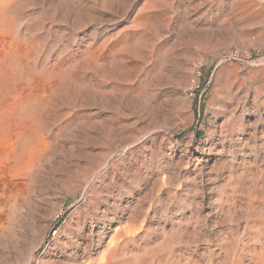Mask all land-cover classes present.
Instances as JSON below:
<instances>
[{"label":"rangeland","instance_id":"obj_1","mask_svg":"<svg viewBox=\"0 0 264 264\" xmlns=\"http://www.w3.org/2000/svg\"><path fill=\"white\" fill-rule=\"evenodd\" d=\"M11 3L0 264H264V0Z\"/></svg>","mask_w":264,"mask_h":264},{"label":"bare ground","instance_id":"obj_2","mask_svg":"<svg viewBox=\"0 0 264 264\" xmlns=\"http://www.w3.org/2000/svg\"><path fill=\"white\" fill-rule=\"evenodd\" d=\"M12 2V0H0V35H1V31L2 32H7V29L10 27L11 28V26H12V18H11V16H10V14H9V11H8V9H9V6L12 4L11 3ZM14 25V24H13ZM9 28V29H10ZM13 28V27H12ZM14 29V28H13ZM12 29V30H13ZM11 30V31H12ZM10 31V30H9ZM13 32V35H15L14 33H15V30L14 31H12ZM3 34V33H2ZM12 34V33H11ZM10 34V35H11ZM5 36H6V34H5ZM4 37V36H3ZM11 37V36H10ZM12 38V37H11ZM18 39V38H17ZM1 40V39H0ZM13 40H16V39H13ZM2 41H4V40H2ZM18 41V40H17ZM1 42V41H0ZM8 42V41H7ZM10 42V41H9ZM12 43V42H11ZM24 43V42H23ZM22 43V44H23ZM16 44V43H15ZM15 44H13V45H15ZM24 45V44H23ZM9 46V45H8ZM11 46H12V44H11ZM17 46V45H16ZM16 46H15V48H16ZM3 48V47H2ZM12 49H13V46H12ZM18 49V48H17ZM4 50H5V48H4ZM8 50V49H7ZM14 50V49H13ZM6 51V50H5ZM18 51V50H17ZM24 51H27V50H24ZM12 51L11 50H8V51H6L5 52V54H4V56L5 57H10L11 55H12V53H11ZM1 53V52H0ZM3 53V52H2ZM1 53V54H2ZM15 53V52H14ZM20 53V52H19ZM25 53V52H24ZM26 54H27V52H26ZM14 55V54H13ZM15 56V55H14ZM13 56V57H14ZM21 56V55H20ZM24 56H26V55H24ZM12 57V56H11ZM15 58H17L16 56H15ZM6 59V58H5ZM11 59V58H10ZM7 60V59H6ZM17 60V59H16ZM20 60H21V58H20ZM23 61V60H22ZM8 62H9V60H8ZM15 61H12V63H14ZM18 62V61H17ZM24 62H25V60H24ZM11 63V62H10ZM25 64V63H24ZM2 65V64H1ZM13 65H15V64H13ZM13 65H12V67H13ZM26 65V64H25ZM19 66V65H18ZM21 66H22V64H21ZM27 66V65H26ZM25 66V67H26ZM9 67H10V65H9ZM28 67V66H27ZM2 68V67H1ZM19 68V67H18ZM22 68V67H21ZM33 68V67H32ZM31 68V69H32ZM16 70H17V67H16ZM19 70V69H18ZM3 71H4V69H3ZM39 71H40V69H39ZM38 71V72H39ZM5 72V71H4ZM37 72V71H36ZM35 72V73H36ZM1 73H3L2 72V69L0 70V90H1V92H3L4 91V94H5V92H6V94H7V96H5L4 98V100L2 99V101H0V165L1 164H3L2 162H1V160L2 159H6V161L5 162H7L8 164L10 163V162H12V161H14V160H18L19 159V157L21 156H19V155H17L16 153H15V149H16V145H20V144H18L17 142L15 143V142H11V138L12 137H10V132H13V131H11V130H13V129H11L12 128V126H14L13 124H15L16 125V127H18V130L15 132V137L17 138H13V139H15L16 141H19L20 140V138L22 137H24V132H25V130H23V119L25 120V117H24V109H26V108H24V106L22 105V100H26L25 98L24 99H22V97H23V94L25 93V91H26V88H25V85L22 83V81H21V78H20V76H18V75H14V74H12V76L11 77H5V78H2L4 75H2ZM6 73V72H5ZM11 73V72H10ZM35 73H33V74H35ZM42 73V72H41ZM9 74V73H8ZM39 75V74H38ZM36 77H37V75H36ZM42 77V76H41ZM32 78V77H31ZM40 78V77H39ZM37 79V78H36ZM35 79V80H36ZM40 80V79H39ZM37 81V80H36ZM42 81V80H41ZM39 82V81H38ZM37 82V83H38ZM41 84H42V82H40ZM30 85H31V83H30ZM32 86V85H31ZM0 92V93H1ZM5 94V95H6ZM28 94V93H27ZM2 95V94H1ZM31 97V96H30ZM29 97V98H30ZM31 99V98H30ZM37 100V99H36ZM28 101V100H27ZM35 103V102H34ZM37 103H38V100H37ZM23 104H25V103H23ZM27 104H29V103H27ZM26 104V105H27ZM30 105H32V104H30ZM33 106V105H32ZM38 106H39V104H38ZM37 106V107H38ZM28 111V110H27ZM29 112V111H28ZM29 114V113H28ZM27 114V115H28ZM30 117V116H29ZM28 118V117H27ZM31 122V121H30ZM15 127V126H14ZM17 129V128H16ZM27 137V136H26ZM25 139H27V138H25ZM14 140V141H15ZM23 140H24V138H23ZM29 141H30V139H28ZM21 142V141H20ZM15 143V144H14ZM25 143H26V141H25ZM29 143H31V142H29ZM21 144H23V142L21 143ZM24 145V144H23ZM26 145V144H25ZM17 146V147H18ZM29 146L30 145H28V148H29ZM25 147H27V146H25ZM22 148H23V146H22ZM27 148V149H28ZM18 149V148H17ZM21 149V148H20ZM21 151V150H20ZM25 151V150H24ZM23 151V152H24ZM27 153H28V150L26 151ZM25 152V153H26ZM12 154H13V156H12ZM24 154V153H23ZM26 155H28V154H26ZM23 156V155H22ZM27 157V156H26ZM30 157V156H29ZM31 157H32V155H31ZM4 159V160H5ZM30 161V160H29ZM14 162H16V161H14ZM25 162V161H24ZM24 162H22V159L20 158L19 159V165L21 166H23V163ZM25 163H27V160H26V162ZM24 163V164H25ZM31 163V162H30ZM13 164V163H12ZM14 164H17V163H14ZM28 164V163H27ZM10 166H13V165H11V164H9ZM19 165H17V167L19 166ZM19 166V167H20ZM7 167V166H6ZM15 167V166H14ZM13 167V168H14ZM27 167V166H26ZM29 167V166H28ZM27 167V168H28ZM10 168V167H9ZM6 169V168H5ZM20 169V168H19ZM22 169V168H21ZM16 171V170H15ZM21 171V170H20ZM1 172V171H0ZM24 172H25V170H24ZM4 173V172H3ZM11 173V172H10ZM21 173H22V171H21ZM12 174V173H11ZM15 174V173H14ZM16 174H17V172H16ZM24 174V173H23ZM23 174H20V175H23ZM8 175V174H7ZM17 175H19V174H17ZM16 176V175H15ZM9 177V176H8ZM20 178H21V176H19ZM1 178V177H0ZM11 178V177H10ZM14 178V177H13ZM14 179H16V178H14ZM10 182H11V180H10ZM5 183H6V181L5 180H3L1 183H0V186H5ZM1 190H2V188H1ZM5 193H3V195H4ZM1 206H3V205H1Z\"/></svg>","mask_w":264,"mask_h":264}]
</instances>
